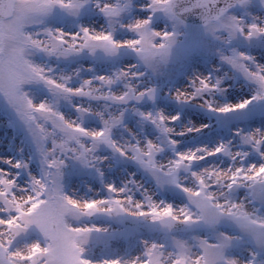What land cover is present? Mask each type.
Segmentation results:
<instances>
[{
    "label": "snow or ice",
    "instance_id": "1",
    "mask_svg": "<svg viewBox=\"0 0 264 264\" xmlns=\"http://www.w3.org/2000/svg\"><path fill=\"white\" fill-rule=\"evenodd\" d=\"M165 92L248 123L181 148ZM0 97V264H264V0H0Z\"/></svg>",
    "mask_w": 264,
    "mask_h": 264
},
{
    "label": "bare ground",
    "instance_id": "2",
    "mask_svg": "<svg viewBox=\"0 0 264 264\" xmlns=\"http://www.w3.org/2000/svg\"><path fill=\"white\" fill-rule=\"evenodd\" d=\"M89 21H92V17L87 18ZM200 67V69L202 71L208 72V71H212V67L210 63H203L198 65ZM186 83V80L184 78H180V79H174L170 82V84L167 86V88L172 85L175 84L177 86ZM166 88V89H167ZM248 90L247 89H241L239 87H237L235 85V83L233 84V87L228 89L227 92V97L226 99L229 101H237L239 99H241L243 96L248 95ZM165 96H167L166 92L165 95H162L161 99L159 100V106L166 108L167 110H169L170 112H172L171 107H169V104L171 103V101H169L168 99H163L165 98ZM223 99H225V97H223ZM193 109V108H191ZM173 113V112H172ZM188 121H195L197 124L200 123H205V124H209V128L202 130L200 133H190L187 134L183 137H178V139L181 140V148L187 149L189 147H197V146H201L204 144H208L209 146H213L215 144H217L219 141L221 140H227L230 139L231 136L233 135L232 132V127H226L222 130H218V128L215 126V124L210 121V120H206L205 118H203L200 115H193L192 113L190 114L189 112H186V114L183 116V122L187 123ZM257 125H259L260 123H264V121L260 120L259 118H256V120L254 121ZM238 123L240 124H247L248 121L246 120H242L239 121ZM5 138L10 141L8 143L5 142ZM13 136L7 134L5 131L0 132V156H10V155H15L16 154V150L18 149V147L21 145V141L19 139H17V144L13 145L12 144V140H13ZM196 144V145H193ZM1 145L3 146V148H1ZM219 162V158H210L208 160L203 161V165H208L209 163H218ZM2 163V162H0ZM115 177L116 174H115Z\"/></svg>",
    "mask_w": 264,
    "mask_h": 264
},
{
    "label": "rangeland",
    "instance_id": "3",
    "mask_svg": "<svg viewBox=\"0 0 264 264\" xmlns=\"http://www.w3.org/2000/svg\"><path fill=\"white\" fill-rule=\"evenodd\" d=\"M89 17H92V20L100 19V17L96 15H90L87 18ZM172 80L174 79H162L161 83L163 87L166 89ZM36 94L38 96L41 95V93L39 92H37ZM163 99H168L169 101H171V103L169 104V107H171L173 113L182 112L183 116L186 114V112H189L190 114L192 113L193 115H200L206 120L212 121L215 124V126L218 128V130H222L226 127L234 128L237 124H240L238 123L239 121H242L236 117H223V116H218L216 114H212L206 111L205 109H203L202 107H199L196 105L181 106L176 101L172 100L171 98L167 96H165V98ZM217 99L223 100V97L218 96ZM146 107L150 108L151 104L146 105ZM10 121H12V123H10ZM2 131H5L7 134L14 137L13 140L11 141L13 145L17 144L16 143L17 139H19L21 143L25 140V134L23 130L18 125L15 124L14 117L12 116L10 109L7 106L6 100L0 97V132ZM5 142L8 143L10 141H8L5 138ZM193 145H196V144H193ZM1 148H3L2 145H1ZM131 172H136L138 178L145 179V180L147 179L143 171L138 169L134 163L123 164V165H120L115 170H110L109 177L114 178L117 181H122ZM115 174L117 177H115Z\"/></svg>",
    "mask_w": 264,
    "mask_h": 264
}]
</instances>
